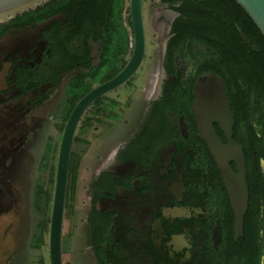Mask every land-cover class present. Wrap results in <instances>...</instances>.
Returning a JSON list of instances; mask_svg holds the SVG:
<instances>
[{
    "label": "flooded vegetation",
    "instance_id": "af4514ba",
    "mask_svg": "<svg viewBox=\"0 0 264 264\" xmlns=\"http://www.w3.org/2000/svg\"><path fill=\"white\" fill-rule=\"evenodd\" d=\"M156 2L167 12L159 21V56L147 81L133 83L147 44V63L152 59L151 40L147 43L144 33L137 71L94 100L77 124L70 158L81 154L75 175L67 180L65 209L70 201L80 226L78 247L89 264H252L254 259L264 264V92L252 86L244 102L247 89L240 80L233 91L231 78L202 69L205 60L219 56L209 45L210 34L194 29L190 16L178 10L181 1ZM16 18L0 24V207L7 180L33 173L29 153L36 149L40 154L36 135L49 126L59 132L57 146L43 141L35 168L41 172L50 157L56 161L75 104L114 77L132 48L130 24L124 23L128 50L121 63L113 24L103 21L90 30L87 21L65 10L41 19ZM105 68L104 78L96 82ZM204 72L215 73L224 84L233 113L232 141L244 156L247 208L239 236L225 179L198 134L193 91ZM133 84L141 91L137 96L129 92ZM122 87L128 91L121 94ZM99 101L105 107L94 115L95 133L84 140L82 151H75L82 121ZM212 126L226 144L219 125ZM110 130L119 134L103 139L102 132ZM228 164L237 173L235 162ZM25 217L15 244L25 243Z\"/></svg>",
    "mask_w": 264,
    "mask_h": 264
},
{
    "label": "water",
    "instance_id": "95a60500",
    "mask_svg": "<svg viewBox=\"0 0 264 264\" xmlns=\"http://www.w3.org/2000/svg\"><path fill=\"white\" fill-rule=\"evenodd\" d=\"M50 0H0V24L17 15L35 9ZM142 1L127 0L129 22L132 32L131 54L123 68L108 81L94 87L75 104L61 132L55 161L52 198L47 232L48 264H62V232L65 212L69 161L77 124L88 106L100 96L124 84L137 71L144 55V30ZM254 23L264 38V0H233ZM242 40L255 49V45L238 29ZM2 40L0 38V44ZM195 116L198 134L216 160L228 189L234 214L233 228L236 236L242 232L243 216L247 208L244 156L239 145L232 141L233 113L224 84L212 72L200 74L194 91ZM213 123H217L226 139L223 144L217 137ZM234 161L237 173L228 164Z\"/></svg>",
    "mask_w": 264,
    "mask_h": 264
},
{
    "label": "trees",
    "instance_id": "16d2710c",
    "mask_svg": "<svg viewBox=\"0 0 264 264\" xmlns=\"http://www.w3.org/2000/svg\"><path fill=\"white\" fill-rule=\"evenodd\" d=\"M174 4L178 1L182 5L178 10L183 15H188L194 24V29L201 32L209 33L212 41L209 42L211 48L219 54L218 59H207L202 69H209L218 75L229 79L233 85L240 80L247 91L241 97L244 102L248 103L249 90L252 86L258 87L264 92V38L259 33L254 23L249 19L243 9L233 0H162ZM118 6V26L120 32L124 35L123 47L120 49V62L128 50V33L124 23L130 24L128 17L127 0H50L17 15L16 19L25 18V21L35 16L38 19L48 17L53 13L65 10L72 14L77 20L88 22L90 30H93L102 22H108L112 25L114 6ZM95 25V26H94ZM2 25H0V28ZM238 29L255 45L252 49L242 40ZM42 164V170L45 168ZM54 162L50 166L49 179L47 186L41 184L35 191V209L37 208L41 218L38 222V232L33 234L30 244L41 250L46 246V234L48 232L50 203L52 198L53 179H54ZM76 163L73 157L70 158L68 181L75 175ZM42 183V182H41ZM264 200V191L261 193ZM67 207V206H66ZM28 234V227L24 226L22 231L23 241ZM23 246L22 242L17 244V250ZM63 249V248H62ZM252 264H257L256 259Z\"/></svg>",
    "mask_w": 264,
    "mask_h": 264
},
{
    "label": "rangeland",
    "instance_id": "374dc122",
    "mask_svg": "<svg viewBox=\"0 0 264 264\" xmlns=\"http://www.w3.org/2000/svg\"><path fill=\"white\" fill-rule=\"evenodd\" d=\"M113 10L112 24L115 27V34H113L112 39L113 43L116 39L118 49H122L123 37L124 35L120 32L118 24V6L115 5ZM167 10L163 8L162 5L158 4L156 0H144L142 6V19H143V28L146 37V41L151 40V51L152 59L147 63L148 53H149V44L146 45V59L145 62L141 65L140 69L137 71L133 77V83L144 85L147 81V72L150 68L156 66L158 53H159V43L161 41V26H159V21L163 19L162 14L166 13ZM153 34V35H152ZM119 60L115 61L117 64ZM146 65L147 69H146ZM108 68L101 70L98 76L95 78L96 82H99L104 78V75L107 73ZM146 70V71H145ZM137 84H133L132 88L129 90L135 94L139 95L141 91L137 89ZM123 88V87H122ZM119 89V92L126 93L128 89L126 87L123 90ZM105 107L103 101L95 103L86 116L84 117L80 130L77 135L76 145L74 150H81L84 144L85 139H90V137L95 133L92 132L94 129L93 126L96 124L93 122L94 115L97 114L101 109ZM114 129V128H113ZM112 129V130H113ZM105 131L102 132V138L107 139L110 137H116L119 134V131ZM41 134V136H40ZM43 136V137H42ZM59 139V132L53 131L52 127L49 126L48 129L43 132H39L36 135V144L40 149V154L36 152V149L29 150V160H32L33 173L30 175H19L18 180H7L8 188L6 189V199L4 200L3 206L0 207V264H48V252H47V234H46V246H43L41 250L33 247L30 244V237L38 232V222L40 221V214L35 209V191L38 190L39 186L42 184L43 187H46L47 181L50 174L51 163L55 164V155L50 157V163L45 164V168L41 172H37L36 161L41 157L43 141L50 140L52 145L57 146ZM53 150V147H52ZM77 158L73 155V160L76 162V167L78 166V161L81 153H76ZM53 155V153H52ZM42 167V166H41ZM42 169V168H41ZM18 177V175H16ZM40 180V185H36V181ZM42 182V183H41ZM10 194L12 198L9 197ZM8 196V198H7ZM3 198V197H2ZM78 198L81 200L80 195ZM70 201H67V207L64 213L63 221V232H62V264H89V259L86 255L80 251L82 245L78 247L81 242L80 236V226H77L75 223L76 213L72 210ZM50 213V212H49ZM27 217L29 234L26 237L25 243L20 250H17V244L13 242L14 236L18 232V224L21 222L23 217ZM25 217V219H26ZM80 218V216H79ZM6 236V238H4ZM82 253V254H81Z\"/></svg>",
    "mask_w": 264,
    "mask_h": 264
},
{
    "label": "bare ground",
    "instance_id": "6f19581e",
    "mask_svg": "<svg viewBox=\"0 0 264 264\" xmlns=\"http://www.w3.org/2000/svg\"><path fill=\"white\" fill-rule=\"evenodd\" d=\"M129 56V55H128Z\"/></svg>",
    "mask_w": 264,
    "mask_h": 264
}]
</instances>
